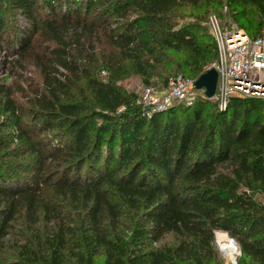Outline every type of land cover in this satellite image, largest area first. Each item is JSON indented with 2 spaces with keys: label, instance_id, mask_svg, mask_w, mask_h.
<instances>
[{
  "label": "trees",
  "instance_id": "obj_1",
  "mask_svg": "<svg viewBox=\"0 0 264 264\" xmlns=\"http://www.w3.org/2000/svg\"><path fill=\"white\" fill-rule=\"evenodd\" d=\"M222 6L251 37L264 33V0H0V51L27 52L44 28L54 39L59 28L79 37L97 23L126 18L112 39L144 83L151 85L150 72L164 61L179 70L173 75L196 79L215 61V43L196 34L198 24L176 19L200 22ZM11 11L22 24L9 26ZM58 64L77 69L64 56ZM87 86L90 106L62 102L54 86L52 102L29 125L6 100L0 252L21 213L29 225L57 223L22 246L25 263L223 264L210 243L212 229L222 227L242 245L238 264H264V202L252 192L264 196V100L232 97L219 108L204 98L147 115L113 79L89 78ZM48 130H60L67 142H39ZM58 198L77 213L71 225L63 223L66 210L52 207Z\"/></svg>",
  "mask_w": 264,
  "mask_h": 264
},
{
  "label": "rangeland",
  "instance_id": "obj_2",
  "mask_svg": "<svg viewBox=\"0 0 264 264\" xmlns=\"http://www.w3.org/2000/svg\"><path fill=\"white\" fill-rule=\"evenodd\" d=\"M183 12L184 10H181L182 14ZM208 13L202 16L203 20L200 22L188 16L180 17L176 19V22L179 25L196 23L199 25V29L196 30L197 35L209 34L205 25ZM215 13L220 15L224 22H233L229 18L228 13L224 12V6L218 8ZM7 16L10 27L18 23L22 24V19L19 16L17 17L14 11L9 12ZM132 18L133 16L128 19ZM117 20L118 22L115 23L112 18L108 19L107 27L102 23H97L99 27L87 30L81 33L79 37L75 32H70L68 28L62 30L59 28V39H54L53 31L50 28H44L34 35L27 52L8 55L7 57L5 52L0 51L1 130L6 132L9 129L4 126L7 124L9 116H11V110H8L9 106L6 100H10L13 103L14 115L21 119L23 123L29 125L33 116L41 113V110L47 108L52 102L49 91L52 88L54 91V86L56 87V94L62 102L80 101L86 106H90L87 104L91 98L90 90L87 86L89 78H97L102 81L113 79L122 89L127 92H133L137 96L138 101L141 89L148 83H144L143 78L134 71L132 62L122 59L121 56L119 57V50L113 42L111 31L114 30L116 24L125 23L127 19L119 18ZM62 56L66 60L71 61L73 65L75 64L77 69L65 70L60 67L58 63ZM168 63L164 61L150 72L152 74L149 78L151 85L161 87L165 77H170L174 72L179 71H174V65ZM214 63L215 61L209 68ZM192 94L193 101L191 106L197 100L207 99L203 89L196 90ZM210 102L218 106L215 100L211 99ZM176 105L183 106L184 104L176 103L170 107ZM38 136L39 142L44 144L51 143L61 146L67 142L60 130L43 131ZM19 158L23 160L27 156L21 155ZM252 192L256 200L264 202V196L257 192L256 188ZM52 194H54L52 191L47 193L50 197ZM56 200L52 207L66 210L63 223L71 225L77 213L73 210L69 211V206L65 209V206H67L66 200L61 198ZM130 220V215L125 214L121 218L122 226L124 228L128 227ZM56 224L40 221L38 224L29 225L25 223L20 213L18 220L13 223L10 233L5 239L3 250L0 252V260L15 262V264H18L19 261L21 262L20 264H32L29 262L25 263L20 258L21 255L26 254V250L22 246H26V249H28V242L37 238L36 231L44 237ZM217 256L225 264L224 258L218 253ZM101 260L102 257L100 256L99 261Z\"/></svg>",
  "mask_w": 264,
  "mask_h": 264
},
{
  "label": "built area",
  "instance_id": "obj_3",
  "mask_svg": "<svg viewBox=\"0 0 264 264\" xmlns=\"http://www.w3.org/2000/svg\"><path fill=\"white\" fill-rule=\"evenodd\" d=\"M205 25L216 47L212 67L217 72V82L212 99L218 107L225 108L232 97L264 100V33L251 37L235 22H224L217 13H210ZM194 82L195 79L178 73L168 77L161 87L144 86L138 97L141 111L148 115L176 103L191 105L192 93L197 90Z\"/></svg>",
  "mask_w": 264,
  "mask_h": 264
},
{
  "label": "clouds",
  "instance_id": "obj_4",
  "mask_svg": "<svg viewBox=\"0 0 264 264\" xmlns=\"http://www.w3.org/2000/svg\"><path fill=\"white\" fill-rule=\"evenodd\" d=\"M210 243L213 249L224 258L225 264H238V258L242 255V245L230 230L222 227L212 229Z\"/></svg>",
  "mask_w": 264,
  "mask_h": 264
},
{
  "label": "water",
  "instance_id": "obj_5",
  "mask_svg": "<svg viewBox=\"0 0 264 264\" xmlns=\"http://www.w3.org/2000/svg\"><path fill=\"white\" fill-rule=\"evenodd\" d=\"M216 82L217 72L211 67L195 79L194 86L197 90L203 89L207 99H212L215 94Z\"/></svg>",
  "mask_w": 264,
  "mask_h": 264
}]
</instances>
